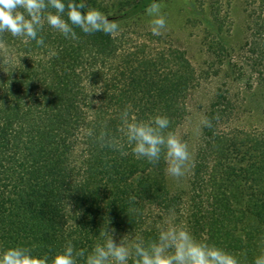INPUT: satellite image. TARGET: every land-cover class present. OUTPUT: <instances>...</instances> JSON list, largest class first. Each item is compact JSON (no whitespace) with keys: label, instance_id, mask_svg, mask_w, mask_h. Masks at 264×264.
Returning a JSON list of instances; mask_svg holds the SVG:
<instances>
[{"label":"trees","instance_id":"16d2710c","mask_svg":"<svg viewBox=\"0 0 264 264\" xmlns=\"http://www.w3.org/2000/svg\"><path fill=\"white\" fill-rule=\"evenodd\" d=\"M159 1L140 0L107 17L118 23ZM75 31L88 44H108V35L102 32L86 35L79 29ZM259 44L255 41L253 46ZM16 46L18 55H26L22 45ZM48 53L42 46L37 56L46 59ZM262 53L257 52L256 57L261 58ZM57 61L60 62V54L47 65L53 66ZM97 73L72 72L80 82L92 81ZM129 74L131 78L122 82V88L103 96L104 106H87L85 110L77 103V88L66 87L73 84L69 75L65 80L61 74L28 72L23 76L11 74L0 81V251L28 246L34 254L51 255L69 240L76 249L90 251L99 238L100 228L106 227L108 220L118 239L124 233L140 236L146 243L158 238L155 222L148 218V208L155 207L167 215L175 205V197L166 187L163 157L157 164L136 159L119 131L120 113L128 105L137 119L147 121L149 116L148 105L137 102L140 92L143 95L146 92L129 91L137 86L141 72ZM40 82L49 85L43 88ZM18 83L24 88L17 87ZM173 97L174 100L165 98L168 104L164 111L169 119L183 112L180 95ZM214 103L206 114L213 127L202 130L203 141L198 148L199 160L195 163L190 190L192 208L195 213L205 210L208 224L198 226L200 218H196L191 220L192 229L196 235L205 233L210 244L229 252L247 253L250 262L264 246L261 243L264 240V134L251 135L242 130L218 134L215 121L229 106L230 99L218 93ZM88 114L94 119L93 126H87L93 136L85 130L83 119ZM171 125L170 122V130ZM101 131L122 142L128 155L122 156L118 148L102 147L97 139ZM211 157L217 162L205 168L209 174L203 181V167ZM80 168L84 177L77 175ZM200 182H204L207 190L208 206L204 209L197 195L196 186ZM132 197H136L135 201ZM240 229L245 236L234 235Z\"/></svg>","mask_w":264,"mask_h":264},{"label":"rangeland","instance_id":"374dc122","mask_svg":"<svg viewBox=\"0 0 264 264\" xmlns=\"http://www.w3.org/2000/svg\"><path fill=\"white\" fill-rule=\"evenodd\" d=\"M138 1L83 0L89 8L98 9L106 16L118 14ZM157 3L162 5L161 11L167 21V30L162 35L152 34L151 18L146 9L118 22L121 31L115 36L108 35V44L105 45L94 46L81 38L66 39L45 25L39 37L44 40V48L49 50L46 59L38 58L37 52L42 46L35 41L25 42L5 33L3 39L12 60L9 65L0 63V81L11 74L23 76L28 72L61 74L65 80L69 75L73 84L66 87L71 90L77 88V103L85 110L87 106L99 107L105 94L122 88V82L131 78L129 72H141L137 86H132L129 91L132 94L139 90L146 92L145 95L140 92L137 102L141 106L148 105L147 120L156 115H166L164 110L168 103L165 98L174 100L173 96L179 94L183 112L171 118L170 122L172 130L189 144L194 159L186 178L177 184L166 176V187L175 197L172 209L175 211L174 222L185 225L196 239L206 241V234L196 235L191 223V220L200 218L198 226L207 227L208 224L207 213L205 210L195 213L190 197L193 171L199 160L198 148L203 141L201 134H194V127L201 117L206 116L218 93H224L230 104L215 121L217 133L228 135L242 130L251 135L264 134V77H261L264 75V53L261 58L256 57L257 52H264V0H160ZM255 41L260 44L253 46ZM7 44L13 45L9 47ZM15 45H22L21 50L26 51V55H18ZM58 53L60 62L47 65ZM72 72L98 73L92 81L83 79L80 82ZM21 84L16 86L24 88ZM48 85L40 82L43 88ZM161 91V96L165 97L159 95ZM8 98L11 99L10 96ZM93 120L91 114L83 119L88 132L91 129L87 126H93ZM127 148L130 150V146ZM215 162L217 159L211 157L203 167V181L209 174L205 168L213 167ZM82 171L80 168L77 175L84 177ZM203 184L200 182L196 188L204 209L208 204ZM148 209V218L155 222L158 233L168 214L155 207ZM234 235L244 234L240 229ZM233 253L241 254L242 251Z\"/></svg>","mask_w":264,"mask_h":264},{"label":"clouds","instance_id":"9594fccd","mask_svg":"<svg viewBox=\"0 0 264 264\" xmlns=\"http://www.w3.org/2000/svg\"><path fill=\"white\" fill-rule=\"evenodd\" d=\"M159 3L150 4L146 13L150 19L153 35H162L167 30V21ZM45 25L62 34L66 39L76 40L75 29L86 35L102 32L115 36L120 25L95 8H89L83 0H0V63L9 65L12 55L3 39L5 33L22 38L25 42L35 41L44 46L39 33ZM98 94V93H97ZM119 131L131 146L136 159L157 164L162 157L166 175L180 184L187 176L194 159L189 144L175 131L170 130V119L156 115L151 119L139 120L128 105L120 113ZM212 120L204 116L194 127L199 135L204 128H212ZM89 135H92L89 130ZM102 147L118 148L127 156L124 144L101 131L97 138ZM136 197L131 200L135 201ZM129 211H138L129 209ZM175 221V211L169 210L168 217L159 227L158 238L146 243L140 236L125 233L117 240L116 229L102 226L99 238L91 250L76 249L71 240L61 250L43 255L34 254L28 246H13L0 251V264H264V246L249 262L247 253L236 254L226 249L198 240L191 231ZM264 245V240H262Z\"/></svg>","mask_w":264,"mask_h":264}]
</instances>
